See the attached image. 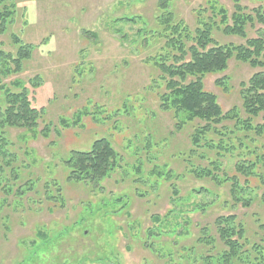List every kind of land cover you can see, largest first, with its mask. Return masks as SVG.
<instances>
[{"label": "rangeland", "instance_id": "1", "mask_svg": "<svg viewBox=\"0 0 264 264\" xmlns=\"http://www.w3.org/2000/svg\"><path fill=\"white\" fill-rule=\"evenodd\" d=\"M158 1L8 0L15 13L0 34V50L16 58L18 38L33 51L21 61L19 73L0 75V86L17 92L13 82L23 85L42 119L34 129L5 130L0 264H189L191 257L183 260L180 255L209 236L213 243L195 245L201 258L194 264H204V257L223 250L214 221L228 216L242 223L249 243L245 248L260 244L264 250V164L237 149L218 158L200 148L189 157L190 124L177 131L172 111L160 108L168 90L156 63L171 64L180 52L171 50L170 39L159 37ZM168 3L173 23L181 20L191 32L197 18L218 23L224 15L230 24L234 12L233 0ZM239 5L254 19L245 26L246 38H264V25L255 17L256 10L264 13V1L239 0ZM216 26L210 34L216 44L245 43ZM193 44L185 42L187 47ZM7 66L12 67L11 61ZM257 72L231 59L225 71L203 79L204 90L216 96L224 113L236 108L245 119L239 85ZM219 80L223 84L217 85ZM3 97L0 89L1 112ZM99 139L114 149L115 170L99 188L67 182L63 162L69 153L89 151ZM256 140L264 145L263 139ZM210 160H218L215 175L220 181L238 180L234 193L230 181L200 176ZM241 163L258 165L246 177L235 170ZM101 206L100 212L91 211ZM148 231L161 236L153 240ZM38 233L50 242L33 255Z\"/></svg>", "mask_w": 264, "mask_h": 264}, {"label": "trees", "instance_id": "2", "mask_svg": "<svg viewBox=\"0 0 264 264\" xmlns=\"http://www.w3.org/2000/svg\"><path fill=\"white\" fill-rule=\"evenodd\" d=\"M254 1L262 2L264 0ZM7 2L8 0H0V34L5 31V26L11 22L15 13L14 5H7ZM168 2L169 0L158 1L159 15L155 20L157 26L162 30L161 33L159 32V37L166 39L165 41L170 39L168 43L172 47L171 50L180 52V57L176 59L173 57L171 64H166L163 61L156 63V67L162 73L165 81V88L168 90V94L163 96L161 110L172 111L173 118L178 122L176 124L177 131L181 132L187 124H190L192 130L189 138L192 149L189 151V157L196 156L200 148L214 153L218 158H223L225 154L232 155L237 149L246 150L248 155L255 156L256 163L263 165L264 145L257 144L256 138L264 141V38L247 39L245 33V26L251 24L254 19L244 13V8L239 5V0H233L234 12L229 18L230 24L224 15L218 23L213 20L209 22L197 18V26L191 32L183 21L179 20L173 23L175 18L172 12L167 10ZM255 17L258 22L264 25V13L256 10ZM215 25H217L216 29L220 28L225 36L240 37L246 40L245 43L238 46L216 44L210 37ZM14 41L19 45L16 58L12 59L10 55H4L0 50V62L4 63L2 65L4 69L0 70V75L3 77L19 73L21 61L29 59L33 51V46L21 43L18 38H15ZM189 41L194 44L187 47L185 42ZM185 54L189 55L188 61L183 60ZM7 58L11 60H7ZM231 59L245 63L253 69H259V72L253 74L246 83L239 85V96L245 119L240 118L236 108L224 113L216 96L204 90L203 79L206 76L225 71ZM10 61L12 67L7 66ZM35 79L38 80V77ZM221 84H223L222 80L217 81V85ZM13 85L15 88H19L15 90L17 92L0 86V89L3 90L5 105L3 111H0L2 119L0 121V154L4 156V145H6L4 136L7 128L34 129L42 119L41 110L38 111L31 106L28 90L16 81L13 82ZM182 115L184 118H180ZM195 121L198 122L197 125L192 124ZM256 121H260V123L254 124ZM244 141H247L249 145H246ZM116 159L117 155L106 139L96 140L89 151H71L69 153L63 162V167L67 172L66 181L76 184L89 183L93 187L99 188L100 182L115 170ZM258 164H236L235 170L239 175L249 177L253 174L255 165ZM208 165L200 173L198 172L200 176L216 181V183L230 181V193L232 191L234 193L238 187V180L233 177L220 181L215 175V172L220 169L218 160H210ZM59 191L60 189L57 188L56 192ZM115 202H122V199ZM102 207H99V211L94 208L91 211L98 213ZM117 212H113V214ZM152 219L161 223L159 216H152ZM214 227L223 250L217 255L204 257V264H264V250L260 244H252L249 249L245 248V246H249L245 229L235 216L218 217L214 221ZM204 230L201 231V235L206 232ZM147 236L156 240L161 234L158 233L155 236L153 232L148 231ZM37 239L39 245L32 242L31 254L33 255H36L42 247L50 242L49 238L44 237V234L41 233L37 234ZM137 239L139 240L138 236ZM212 240L213 238L209 236L202 237V239L196 240L195 245H209L213 243ZM195 245L193 249H182L186 256L180 255L183 260L191 257L189 264H194L201 258L196 255L197 247ZM149 246L145 248L154 252L153 247ZM170 253L173 255L172 251H169L168 255ZM178 253V251L175 252L177 256H179ZM180 264L183 262L181 261Z\"/></svg>", "mask_w": 264, "mask_h": 264}]
</instances>
